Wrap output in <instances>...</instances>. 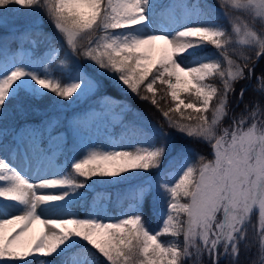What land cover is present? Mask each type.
<instances>
[{
    "label": "snow or ice",
    "instance_id": "6c2138e0",
    "mask_svg": "<svg viewBox=\"0 0 264 264\" xmlns=\"http://www.w3.org/2000/svg\"><path fill=\"white\" fill-rule=\"evenodd\" d=\"M216 4L0 0V264H101V257L104 264H203L205 256L208 264H241L242 254L264 264V68L245 102L256 73L250 54L264 56V0ZM41 13L55 35L33 19L8 39L9 14ZM106 82L149 101L172 131L121 119L118 143L79 145L68 129L79 135L83 122L66 127L49 110L102 93ZM158 84L171 98L168 110L159 107ZM186 95L196 100L186 103ZM233 97L244 105L239 115ZM100 99L109 112L132 110ZM186 138L208 147L210 158ZM116 186L122 190L109 191ZM113 204L117 219L107 214ZM153 208L155 230L145 220ZM35 225L40 234L28 238Z\"/></svg>",
    "mask_w": 264,
    "mask_h": 264
},
{
    "label": "trees",
    "instance_id": "16d2710c",
    "mask_svg": "<svg viewBox=\"0 0 264 264\" xmlns=\"http://www.w3.org/2000/svg\"><path fill=\"white\" fill-rule=\"evenodd\" d=\"M189 2H191V0H189ZM208 2L210 4H213L215 7H219V5L216 4V0H208ZM13 7H19V6H13ZM24 11V10H22ZM6 19L8 20V25H7V29L8 32L11 33L12 35H9L8 39L12 40V39H16L15 37V32L17 28H20L21 30H23L24 27L28 26V25H24L25 22H23L21 15L19 14H9ZM38 19V23L37 24H41L43 26V31L45 32H50L53 35H55V32L52 28V25L49 23L48 18L41 13L40 16H37ZM13 21H16V24H12ZM24 23V24H23ZM4 35V30L0 29V36ZM11 47L13 49H17V44L13 43L11 45ZM28 47L27 44L20 42V48L19 49H24ZM45 46L41 45L39 51H37L35 54L39 55L40 52L42 51V49H44ZM250 55H252V60L249 63V67H252L253 65L256 68V73L255 76L253 77L248 90L245 94V102H247L249 99H251L252 97H254L256 95V93L253 92V89L256 87V76L260 75V70L262 68H264V56H262L259 61H256V57H255V53H251ZM245 72L247 73V69H245ZM149 79H151V77H149ZM147 82V81H146ZM210 83H214L219 85V81L216 79H213L211 81H209ZM249 82L244 81L243 83L240 84H236L235 88H236V92H239L240 87H242L244 84H248ZM156 89H157V100L159 101V107L163 110H168L169 107L173 106L172 105V101L171 98L165 95L166 89L164 88V86L161 85H156ZM105 93L113 96L114 98H116V100L118 101H123L125 102L127 105H130L131 108L133 110H135L136 112L140 113L142 116H144V118H146L149 122L153 123L154 125H156L158 128L163 127L166 131L171 132L172 130L168 129L165 123V119L161 113V111H159L157 109V107L152 106L149 101H145V100H141L138 97L130 94V93H125L120 91L119 89L108 85L106 87V89L104 90ZM149 96L151 94H148ZM161 96H164L165 98L163 100L160 99ZM185 99V102H189V101H195L196 98L194 96H185L183 97ZM232 104L231 107L233 108L234 112L239 115L244 108L243 104H240L239 107H236L235 105V97L232 98ZM41 109H46L48 108V102L45 101L43 103L40 104ZM192 111L186 110L185 115H187L188 113H191ZM54 114L53 111L49 110V115ZM193 115H196L195 113H192ZM211 112L209 111V113H207V115L210 116ZM170 115L173 116L174 119H178L179 118V114L176 113H171ZM30 120H40L43 117L42 116H37V115H30L28 117ZM22 122V121H21ZM187 122V121H185ZM193 123H195V121H192ZM225 125L230 124L229 120H225L224 121ZM175 134V133H173ZM185 143H187L188 147L195 149L197 152H201V150L205 149L208 150V155H205L207 157L210 158V149L204 145L201 144H197L195 142H193L192 140L189 139H185ZM201 154V153H200ZM169 159H167V156L164 159V163L165 165L170 167V163L168 161ZM122 190V186H116L114 188H110L109 191L115 193L116 191ZM113 200H115V196H113ZM112 214H117L119 213V206L113 204V206H111L108 209ZM76 211L82 215L83 213V209H76ZM145 220L149 222V226L150 228H152L153 230H155L158 226H159V217L156 215L155 209L153 208L150 212L146 211L145 213ZM253 220H255V217H253ZM171 237H167V236H163L161 237V240L163 241H168L170 240ZM182 240V237H181ZM253 254L255 253V248H253ZM253 257H246L245 255H241V264H248V260L251 259ZM101 264H104V260L101 257ZM203 264H208V258L205 256L204 257V262Z\"/></svg>",
    "mask_w": 264,
    "mask_h": 264
},
{
    "label": "rangeland",
    "instance_id": "374dc122",
    "mask_svg": "<svg viewBox=\"0 0 264 264\" xmlns=\"http://www.w3.org/2000/svg\"><path fill=\"white\" fill-rule=\"evenodd\" d=\"M160 2L164 5H167L168 3L171 2V0H160ZM24 11H27V10H24ZM21 18L23 22L26 21L25 24L23 23L24 25H29L33 19H35V22L38 23L37 17L21 15ZM12 24L15 25L16 21H13ZM163 47L164 46L162 45L161 48ZM27 49L28 47L24 49H18L17 50L18 54H24V52ZM43 50L44 49H42L40 53H42ZM209 50L214 51V49H212L211 46H209ZM80 62L85 63L83 59H81ZM106 85H107V82H106ZM104 90L102 93H98L97 95L86 97L85 99L81 100L77 104H72L68 107H65L61 112L54 113L56 115L62 116V119H64L65 121L66 127L68 126V123L70 121L73 123L76 120L83 122L79 135H76V133L71 128L68 129L70 137H75L76 142L81 146L88 145V144H99V145H103L107 147L110 143H118L123 136V128L120 123L121 119L123 120L124 124H130L132 122H136V123H146V124L153 125L147 119H145L140 113L136 112L132 108H131L132 109L131 111H128L122 114H119L118 108L115 109L114 112H109L103 109L102 105L104 101L100 99V96L107 95V96L113 97L105 93ZM121 102L126 104L123 101ZM189 111H192V110L189 109ZM140 116L143 117V121H140L137 119V117H140ZM125 143H127V141ZM200 153L204 156L208 155V150H206V152H205V149L201 150ZM174 155L175 153H170L167 156V159H169L168 161H170L171 157ZM61 162H65L63 161L62 157H61ZM170 167H171V164H170ZM50 191H54V190H50ZM83 214H84V211L82 215ZM107 214H108V217L112 219H117L119 216V213L112 214L109 210ZM40 231H41V228L39 227V229L37 230V236L40 234Z\"/></svg>",
    "mask_w": 264,
    "mask_h": 264
},
{
    "label": "bare ground",
    "instance_id": "6f19581e",
    "mask_svg": "<svg viewBox=\"0 0 264 264\" xmlns=\"http://www.w3.org/2000/svg\"><path fill=\"white\" fill-rule=\"evenodd\" d=\"M161 46H162V44H160V43L157 44L158 49L161 48ZM42 191H50V190H42ZM39 227H40L39 225H35L33 227L32 231L29 233L28 238H33V237L37 236V230L39 229Z\"/></svg>",
    "mask_w": 264,
    "mask_h": 264
}]
</instances>
